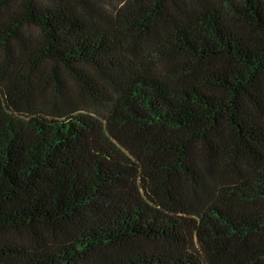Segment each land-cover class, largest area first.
<instances>
[{
	"label": "trees",
	"instance_id": "trees-1",
	"mask_svg": "<svg viewBox=\"0 0 264 264\" xmlns=\"http://www.w3.org/2000/svg\"><path fill=\"white\" fill-rule=\"evenodd\" d=\"M0 264H264V0H0Z\"/></svg>",
	"mask_w": 264,
	"mask_h": 264
},
{
	"label": "rangeland",
	"instance_id": "rangeland-1",
	"mask_svg": "<svg viewBox=\"0 0 264 264\" xmlns=\"http://www.w3.org/2000/svg\"><path fill=\"white\" fill-rule=\"evenodd\" d=\"M104 3L108 5H119L123 0H102Z\"/></svg>",
	"mask_w": 264,
	"mask_h": 264
}]
</instances>
